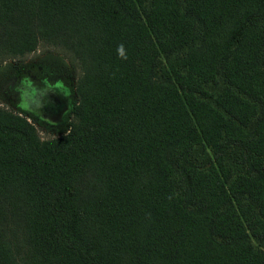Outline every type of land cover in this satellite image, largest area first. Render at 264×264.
<instances>
[{
    "label": "trees",
    "instance_id": "obj_1",
    "mask_svg": "<svg viewBox=\"0 0 264 264\" xmlns=\"http://www.w3.org/2000/svg\"><path fill=\"white\" fill-rule=\"evenodd\" d=\"M42 40L81 75L12 65L0 264H264V0H0V56Z\"/></svg>",
    "mask_w": 264,
    "mask_h": 264
},
{
    "label": "rangeland",
    "instance_id": "obj_2",
    "mask_svg": "<svg viewBox=\"0 0 264 264\" xmlns=\"http://www.w3.org/2000/svg\"><path fill=\"white\" fill-rule=\"evenodd\" d=\"M48 55H55L64 57L67 63L72 64L70 60L66 57L64 52L54 46L53 44L47 41H40L35 50L28 52L24 55H2L0 56V77L3 78L0 81V107L6 110L16 111L17 109L13 108L12 105H9L6 97L4 96V90L7 87V84L11 80L12 75V65H20L23 63H28L31 61H40L42 58ZM71 72L74 77V81L77 82L79 76L81 75V69L78 65L71 66ZM73 67V68H72ZM11 74V75H10ZM13 76V75H12ZM68 98L66 95H61L56 92L53 88H50L49 98H47V105L41 108H35L38 113V116L47 122L60 123L63 120V117L68 107ZM38 106V103H36ZM17 112V111H16ZM41 130V129H40ZM40 136L43 138H50L51 134L44 132V130L38 131Z\"/></svg>",
    "mask_w": 264,
    "mask_h": 264
},
{
    "label": "built area",
    "instance_id": "obj_3",
    "mask_svg": "<svg viewBox=\"0 0 264 264\" xmlns=\"http://www.w3.org/2000/svg\"><path fill=\"white\" fill-rule=\"evenodd\" d=\"M29 121H31V119H29ZM32 122V121H31ZM34 125H35V127L37 128V131H41V130H44V132H47L48 134H51V137H55V136H57V134L56 133H53V132H51V131H49L45 126H43V125H41V124H39V123H33ZM41 129V130H40ZM39 133V132H38ZM40 135V134H39ZM41 137V136H40ZM50 137V138H51ZM42 139H48V138H43V137H41Z\"/></svg>",
    "mask_w": 264,
    "mask_h": 264
},
{
    "label": "crops",
    "instance_id": "obj_4",
    "mask_svg": "<svg viewBox=\"0 0 264 264\" xmlns=\"http://www.w3.org/2000/svg\"><path fill=\"white\" fill-rule=\"evenodd\" d=\"M4 76V75H3ZM3 76L2 77H0V81H1V79L3 78ZM4 81V79H2V82ZM64 118V117H63Z\"/></svg>",
    "mask_w": 264,
    "mask_h": 264
}]
</instances>
